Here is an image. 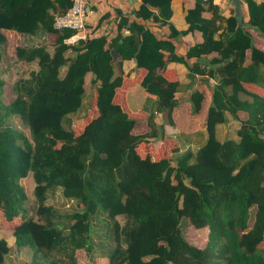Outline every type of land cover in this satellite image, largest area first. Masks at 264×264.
I'll list each match as a JSON object with an SVG mask.
<instances>
[{"label": "trees", "instance_id": "obj_1", "mask_svg": "<svg viewBox=\"0 0 264 264\" xmlns=\"http://www.w3.org/2000/svg\"><path fill=\"white\" fill-rule=\"evenodd\" d=\"M73 1L0 0V47L7 32L54 39L52 51L16 47L17 59L37 63L38 70L15 84L13 101L4 99L0 77V223L11 231L13 246L37 253L30 264H79L78 250L96 264H264V52L249 31L264 38V2L243 0L245 22L234 9L226 18L214 0H196L186 15L187 31L170 22L172 0H142L136 10L124 0L107 3L98 20L87 24L86 38L70 45L65 40L77 31L59 29L55 17ZM205 11L212 17L204 18ZM155 25L168 35L153 31ZM189 30L201 31L204 41L180 56L176 41ZM112 50L120 55L116 61ZM213 52L218 56L206 61ZM130 59L146 95L157 97L148 110L150 130L142 134L133 133L136 119L116 99L126 82L122 63ZM171 62L217 80L209 90L205 143L177 158L172 154L179 146L158 118L166 113L175 125L172 113L181 104L178 78L167 71ZM204 99L199 90L189 95L193 115ZM83 108L86 120L79 125L81 119L72 116ZM227 114L239 123L237 138L221 140L218 130ZM14 116L29 136L11 124ZM30 175L36 207L29 217L22 180ZM58 188L76 202L74 211L48 203ZM187 223L209 228L204 248L189 242ZM11 248L0 239V264ZM93 252L99 254L92 258Z\"/></svg>", "mask_w": 264, "mask_h": 264}, {"label": "crops", "instance_id": "obj_2", "mask_svg": "<svg viewBox=\"0 0 264 264\" xmlns=\"http://www.w3.org/2000/svg\"><path fill=\"white\" fill-rule=\"evenodd\" d=\"M256 1L259 3L264 2V0ZM87 2L89 9L87 23L93 25L105 10V6L108 4H113L115 6L117 3H121V5H123L124 2V4H127L128 9L136 10L140 7L142 0H124L123 2L122 0H87ZM214 4L220 6L221 10L223 11V15L226 18L232 15V9L235 11L234 5L230 0H214ZM195 6L196 0H172V16L170 22L178 31H187L189 29V24L186 21V15L187 12L190 9H193ZM203 17L207 19L211 18L212 12L205 11L203 13ZM248 18L247 4L244 2L242 5V19L246 22L248 21ZM152 30L164 37L167 36L169 32L168 29L160 28L156 25L152 27ZM249 31L252 34L255 46L264 52V38L259 36L252 29H249ZM221 32L222 30L219 31V33ZM203 41L204 38L201 31L189 30L176 41L178 55H186L187 49L189 47L200 44ZM217 56L218 54L213 52L204 56V59L207 61L211 60L212 58H216ZM247 57V62L251 63V52L249 50L247 51ZM196 61L197 60L194 59L191 61V64L195 63ZM122 71L124 75H126V82L122 88L118 89L116 99L122 105L123 109L129 114V116L136 119L137 123L133 129V133H145L150 130L146 123L148 110L153 109V105L157 97L154 96L149 98L146 95L145 89L139 83V74L134 59L124 60L122 63ZM167 71H169L168 75L173 74L178 78L180 83V92L177 96L181 101V104L176 107L172 113L175 125H172L168 122L166 113L159 114L158 118L160 122L164 124L165 134L171 138H175V140L173 139L174 143L178 144L180 150L179 153H181L182 147L184 150H186L183 146V142H185L187 146H193L194 144L197 145L198 143L200 145L205 143L208 137L205 122L211 99V93L209 90L211 87L217 84V80L208 77L207 75L193 76L187 66L180 62L169 63L167 65ZM195 90L204 92L205 99L202 103L201 111L198 114L193 115L190 111V104L187 98ZM240 116L243 119L247 118V114L244 112H240ZM180 138L184 140L181 142ZM199 145L196 148H198Z\"/></svg>", "mask_w": 264, "mask_h": 264}, {"label": "rangeland", "instance_id": "obj_3", "mask_svg": "<svg viewBox=\"0 0 264 264\" xmlns=\"http://www.w3.org/2000/svg\"><path fill=\"white\" fill-rule=\"evenodd\" d=\"M7 43L4 44L2 47H0V77L5 81L4 86V99L6 101H13L16 98V94L14 92V86L15 84L22 78H28L32 71L38 70V64L37 63H31L28 64L26 62L19 61L16 57V47L17 46H45L48 47L51 51L53 49L52 42L54 41L53 38L46 37L43 34H39L34 37H26V36H20L18 34H14L13 32H7ZM86 88L87 93H91L92 89L90 86V77H87L86 80ZM85 108H83L82 112H79L78 114L72 116L73 119H81V122H78L79 125H82L85 122V114L83 113ZM228 115V114H227ZM228 121L219 128L218 137L221 140H225L228 138H237V129L239 127V123L235 121L230 115L226 116ZM76 123L75 125H78ZM81 123V124H80ZM11 124L15 126L16 128H19L23 132H25L29 136V129L28 127L22 122V120L18 116H14L11 119ZM77 129V128H76ZM77 134H79V131L77 130ZM181 142L184 139H181ZM199 145H193V146H187L185 142H183V146L185 149H196V147ZM187 146V147H186ZM185 150L182 147L181 153H183ZM181 153H174L172 154L175 158L179 157ZM22 183L25 187V191L28 195V202L26 204V209L28 211V216L34 215V209L36 207V198L33 194V190L35 187V183L33 178L28 176L27 178H24L22 180ZM48 203L54 204L57 206L61 211L63 212H71L76 209V202L70 199H66L63 196L62 189L58 188L55 191H50ZM257 211V207L253 206L249 213L250 218L248 221V227L251 228L255 221V214ZM27 218V215H25ZM24 217V216H23ZM117 220L120 222L121 225H124L126 223V220L123 216H118ZM0 239L4 238L8 241L9 245L12 246V251L7 256L6 263L5 264H30L32 257L35 253L37 256V253L31 250V248H23L21 250L16 249V247L13 246L14 237L12 236L11 231L5 229L6 226H3V222L0 223ZM8 225V224H7ZM12 226V224H10ZM183 232L185 233L187 239L190 243L196 245L197 247L204 248L208 242V235H209V228H202V229H196L193 227L190 223L185 224V227L183 229ZM96 241H99V238H96ZM261 247L264 249V242L261 244ZM101 249V248H99ZM99 252H93L92 258L98 255ZM38 257L41 258V255L38 254ZM77 257L79 260V264H96V262L93 259H89L86 252L84 250H78L77 251ZM42 262H44L42 260Z\"/></svg>", "mask_w": 264, "mask_h": 264}, {"label": "built area", "instance_id": "obj_4", "mask_svg": "<svg viewBox=\"0 0 264 264\" xmlns=\"http://www.w3.org/2000/svg\"><path fill=\"white\" fill-rule=\"evenodd\" d=\"M88 10L87 0H74L73 6L65 14L56 15L55 20L59 29L67 28L77 31L65 40L67 44L74 45L86 38Z\"/></svg>", "mask_w": 264, "mask_h": 264}, {"label": "water", "instance_id": "obj_5", "mask_svg": "<svg viewBox=\"0 0 264 264\" xmlns=\"http://www.w3.org/2000/svg\"><path fill=\"white\" fill-rule=\"evenodd\" d=\"M230 1L232 2L235 8V16L241 20L242 19V5L244 1L243 0H230ZM111 54H112L114 61L120 58V55L115 50H112Z\"/></svg>", "mask_w": 264, "mask_h": 264}, {"label": "bare ground", "instance_id": "obj_6", "mask_svg": "<svg viewBox=\"0 0 264 264\" xmlns=\"http://www.w3.org/2000/svg\"><path fill=\"white\" fill-rule=\"evenodd\" d=\"M118 202V201H117Z\"/></svg>", "mask_w": 264, "mask_h": 264}]
</instances>
